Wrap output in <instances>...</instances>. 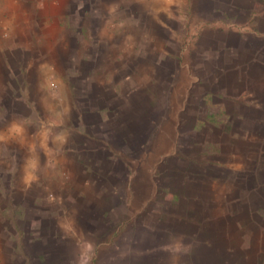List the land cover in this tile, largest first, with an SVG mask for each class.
<instances>
[{
    "label": "rangeland",
    "instance_id": "374dc122",
    "mask_svg": "<svg viewBox=\"0 0 264 264\" xmlns=\"http://www.w3.org/2000/svg\"><path fill=\"white\" fill-rule=\"evenodd\" d=\"M11 1L0 264H264V0Z\"/></svg>",
    "mask_w": 264,
    "mask_h": 264
},
{
    "label": "crops",
    "instance_id": "0c3cea01",
    "mask_svg": "<svg viewBox=\"0 0 264 264\" xmlns=\"http://www.w3.org/2000/svg\"><path fill=\"white\" fill-rule=\"evenodd\" d=\"M11 2H12L11 0H0V29H5V28L8 29L10 19H8L7 16L10 17V15H11V11L9 9ZM5 13H7V14H5ZM1 36L2 35L0 32V38H1Z\"/></svg>",
    "mask_w": 264,
    "mask_h": 264
}]
</instances>
